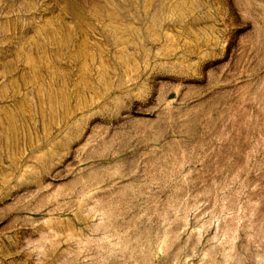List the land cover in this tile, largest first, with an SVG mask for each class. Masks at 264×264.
<instances>
[{"label": "rangeland", "instance_id": "obj_1", "mask_svg": "<svg viewBox=\"0 0 264 264\" xmlns=\"http://www.w3.org/2000/svg\"><path fill=\"white\" fill-rule=\"evenodd\" d=\"M175 3L0 0V264H264V0Z\"/></svg>", "mask_w": 264, "mask_h": 264}, {"label": "bare ground", "instance_id": "obj_2", "mask_svg": "<svg viewBox=\"0 0 264 264\" xmlns=\"http://www.w3.org/2000/svg\"><path fill=\"white\" fill-rule=\"evenodd\" d=\"M176 0H171V4H174ZM179 5L178 2L175 3V6ZM94 10H95V14L97 15V17L99 16L100 18L103 16V10L104 8L98 4L95 3L94 5ZM115 13H112V15H114ZM34 44V42L32 43V45ZM28 47L25 48V52L22 54L21 56V63L23 65L24 68H30L31 70H29V74H30V78L31 80H36V74L34 72V70L32 69V57L30 55V52L28 51ZM6 80V74L0 72V85L4 83V81ZM31 82V81H30ZM33 84V82L31 83ZM41 90V88H40ZM112 214H110L108 212L107 214V219L106 221H104V224H111L112 218H111ZM229 230L231 231L232 228L230 227ZM232 232V231H231ZM233 234V233H232ZM177 237V234H174L173 237L170 236L167 232H165L160 239V249L163 250L165 248H170L175 240V238ZM118 243H120L121 245V249L123 251H127V250H131V244L125 240L123 237L119 238ZM109 244L112 246L113 243ZM145 260H147V263L150 261V256L145 254L144 256ZM237 262L240 263L241 262V257L238 256L236 257L235 252H234V247L233 244H230L229 246L224 247L222 250H213V252L211 253L210 259L208 264H227V262Z\"/></svg>", "mask_w": 264, "mask_h": 264}]
</instances>
